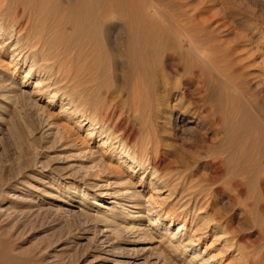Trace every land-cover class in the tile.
Listing matches in <instances>:
<instances>
[{"label": "rangeland", "instance_id": "374dc122", "mask_svg": "<svg viewBox=\"0 0 264 264\" xmlns=\"http://www.w3.org/2000/svg\"><path fill=\"white\" fill-rule=\"evenodd\" d=\"M5 1L14 5V0ZM48 2L62 16L74 14L73 2ZM139 4V22L174 29L182 17L191 21L187 26L192 30L215 36L213 43L228 61V67L212 71L229 75L218 82L215 93L221 108L232 107L223 113L225 127L203 121L181 133L182 123L192 120L190 112L179 111L188 103L178 100L186 88L163 94L166 110L150 112L146 106L135 118L122 114L133 132L132 145L158 141L151 160L160 165L163 177L155 183L150 166L133 164L130 170L129 159L118 160L106 144L100 146L97 129L88 130L93 120L87 110L93 109V62L74 60L84 70L74 91L65 85L68 79L55 75L57 63L37 53L33 57L20 46L32 37L42 39L41 33L8 39L9 29H0V264H203L202 258L212 264H247V259L264 264V0H131L119 6ZM51 22L33 21L47 28L46 43L54 42L53 26L62 30L67 45L80 32L85 34L66 19ZM129 26L125 28L132 29ZM87 49L92 51L93 42ZM66 55L68 59L72 54ZM65 59L63 65L71 61ZM230 91L235 100H229ZM48 95H53L50 102ZM234 125L242 130L232 131ZM219 147L227 149L218 152ZM207 149L208 155H220L222 163L204 157ZM192 156L198 161L183 166ZM188 174H193L190 181ZM101 196L97 206L94 199ZM115 201L119 205L113 223L97 222L95 217L113 209ZM135 207L141 210L137 213ZM213 217L224 223L218 225ZM150 218H158L159 230L144 233L141 229ZM176 218H186L188 228L171 241L178 229ZM118 233L126 235L125 241L116 237ZM224 253L227 259L220 262L217 254Z\"/></svg>", "mask_w": 264, "mask_h": 264}, {"label": "bare ground", "instance_id": "6f19581e", "mask_svg": "<svg viewBox=\"0 0 264 264\" xmlns=\"http://www.w3.org/2000/svg\"><path fill=\"white\" fill-rule=\"evenodd\" d=\"M60 1L63 3H74L72 7L74 14L72 13V16L69 15V17H67L66 15L68 14L62 16V14H60L62 11L56 8L52 9L50 6H48V0H14V5L11 7H9L10 4L8 6L7 4H4L6 2L5 0H0V29L4 27L9 29V36L7 37L8 39L9 37L13 36V34L17 35V38L20 39L21 37L30 38L33 33H41L44 36L42 39H36L32 37L29 42L24 44L22 42V45L20 46L23 47L24 45V48H27L29 54H33V57L37 54H40V56H44L42 60L47 62L53 61L57 63L56 68H54L55 66H51L54 68V70L50 67V71L53 70L55 75L59 73V76L63 78L61 79L58 76V79L61 81L68 79L65 85L71 86L74 91L80 87L79 73L80 75L84 73V70L78 67L74 60H77V63L84 59H88L89 63L93 62V66L91 64L89 66L91 69H93V86L91 85L93 89L91 88L90 92L93 94V106L91 105L93 109H87L88 115L92 116L93 120L91 121L92 123H90L88 130L91 129L94 133V131L97 129L99 142L101 143L100 146L104 147L106 144L109 149L118 155V160L123 158L129 159L131 162V164L128 166L130 170H133V167L131 166L133 164H136V166H144V168H148V166H150L152 172L151 180H155V183H157V181L163 177L161 176L162 169L160 165L157 164L155 159L151 160L153 157L151 156V153L157 154L158 152L154 143L158 141H154L152 139L154 141L152 142L150 139H148L140 146H136V144L132 145L131 141L129 140V136L131 137L133 132L130 126H127L128 129H126V121L122 114L125 113L124 115L130 116V118H135L137 117L136 112L146 110V106L150 108V112L157 110L159 111L162 108L168 109L169 106L161 99H164L163 94L166 93L165 96H167L169 89L173 88L174 90H179L180 88H186V93L181 94L180 97H178V100L182 99L188 103L185 107L181 105L179 111L181 110L180 112L182 113L190 112L192 120L188 119L187 122L182 123L181 133H184V131L188 130L189 127L191 128L200 126L203 121H208L211 123V127L214 123L218 129L225 127L226 120L225 117H223V113L226 110L232 109V107H230V105L229 107H224V109L221 108V105L215 100V93L218 87V82L228 78L229 75L227 72L220 75H217L216 72L215 75L212 73V71L218 70V68L222 66L225 68L228 67V65H226L228 61L225 59V52H219V50L216 48V44L213 43L215 36L213 38L210 33H206L207 30H205L206 32L192 30V28L187 26L191 21L186 22L189 21V19L186 20L182 17L179 19L177 24H175L174 29L172 27L163 28L159 25H151L150 20L149 23L144 21V23L142 21L139 22L135 17L140 14L139 12L143 9L142 4H139V6L136 7L133 6L134 8L127 5L129 7L128 9H126V7L123 9L119 6L120 2L125 3L128 1L130 2L131 0ZM84 1L88 2V4L84 3L86 6L83 8L82 2ZM94 3L96 5L98 3L96 8ZM37 10H39V13L46 12L48 15H40ZM64 19L69 21L71 24H74L72 25L74 30H85L83 32H85L86 35L84 33L83 35L80 32V34H77V36L73 37V42L67 45V40H63L64 33L62 30L53 26L54 28L50 29V31L53 32V35L52 33L50 35L54 42L46 43L48 40V37L45 36L48 33L47 28H41L33 25V21L35 20L49 22L52 21L51 23H53L54 20H61V22H63ZM128 24L130 25L129 27H132V29L127 30L125 28ZM152 26H154V28ZM116 27H121L122 29H120L118 33H115L114 31ZM87 30V33H93L87 35ZM89 30H91V32H89ZM3 42H6V40L4 39ZM92 42L93 52L91 49H87V46L91 45ZM45 52L49 54L43 55ZM69 53L72 54L71 57L69 56L68 58L71 61H66V63L63 65L62 60L63 58L65 59L67 56L66 54ZM48 66L49 65H45L43 68ZM27 77L28 74L26 73L22 80L25 81ZM54 82L56 84V80ZM81 90L82 89H80L79 92H81ZM236 91L238 92L237 89ZM230 92H228L229 100H235V92ZM79 94L80 93H78V95ZM78 97H76V99ZM97 97H100V99H97ZM52 98L53 95H48V100L50 99L48 102H50ZM83 99L85 98L83 97ZM78 106L80 105H77L76 108H79ZM84 106L85 104L83 103V108H85ZM61 110H64V108L61 107ZM182 113H180V116ZM174 128H176V126L170 127V129ZM225 129L227 132L229 131L227 128ZM238 129L242 130L236 125L231 128V130L234 132ZM125 130H129L128 134L123 133ZM94 135H96V133L93 134V136ZM102 135L104 136L101 137ZM149 135L150 134L147 135L148 138H150ZM249 135L250 137H254V134L250 133ZM178 137L180 136H177V138ZM224 149H227V147H219L218 152L223 151ZM258 149L260 148L258 147ZM231 150H234V148H231ZM208 153L209 151L207 149L204 152V157H209L210 162L217 160L219 163H222L223 160L220 155L211 156L210 154L208 155ZM194 157L192 160L188 159L189 161L182 160L185 163L183 166L188 167L196 163V161H198V157ZM178 161H181V159ZM216 163L217 162H215V164ZM191 179H193V174H188L186 176V180L190 181ZM197 196L198 193L194 195L193 200H197ZM104 197L105 196H101L94 199L96 202L95 204L98 206L101 202L99 200L103 199ZM102 201L105 202V200ZM114 204H116V206H114L113 209L105 210L101 217H95L96 221H105L111 223L116 218V216H118L117 206L119 205V202L115 201ZM127 208L130 209L133 208V206L129 205ZM135 208L137 213L141 210V207ZM92 217L93 216L91 215L86 216L85 223L87 222L86 220H89ZM213 218L215 219V223H218V225L224 223L221 220V217ZM157 219L158 218H150L145 229H141L142 232L143 230L144 233L147 231L151 232L152 230H156V227L158 226L156 223ZM172 220L173 218L170 217L169 221L171 222ZM177 220L179 221L178 229L176 233L170 235L171 241L175 238L177 233H181L185 228H188L186 226V218H183L182 220L176 218L174 222ZM134 228L135 227H133L132 230H134ZM197 229L195 232H198ZM68 233H70V230ZM118 235L119 233L116 234V237L119 240L125 241L126 235L119 237ZM215 239L217 240V238ZM173 245L174 244H172V246ZM191 245L192 243H188V246ZM227 254L228 253L217 254L220 255V262H225L227 259ZM202 260L204 262H202L203 264H212L213 262L209 261L207 258H202ZM251 261L254 262V259H247V264H251Z\"/></svg>", "mask_w": 264, "mask_h": 264}]
</instances>
